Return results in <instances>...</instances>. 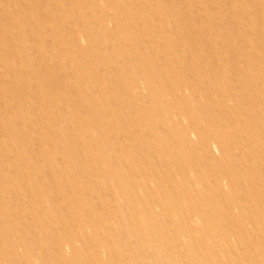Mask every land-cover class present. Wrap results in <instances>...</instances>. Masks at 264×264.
<instances>
[{
    "label": "rangeland",
    "instance_id": "obj_1",
    "mask_svg": "<svg viewBox=\"0 0 264 264\" xmlns=\"http://www.w3.org/2000/svg\"><path fill=\"white\" fill-rule=\"evenodd\" d=\"M0 264H264V0H0Z\"/></svg>",
    "mask_w": 264,
    "mask_h": 264
},
{
    "label": "bare ground",
    "instance_id": "obj_2",
    "mask_svg": "<svg viewBox=\"0 0 264 264\" xmlns=\"http://www.w3.org/2000/svg\"><path fill=\"white\" fill-rule=\"evenodd\" d=\"M143 40H144V38H143ZM11 73V72H10ZM48 107V106H47ZM204 121V120H203ZM219 135V134H218Z\"/></svg>",
    "mask_w": 264,
    "mask_h": 264
}]
</instances>
